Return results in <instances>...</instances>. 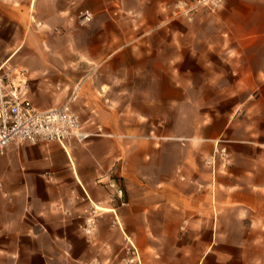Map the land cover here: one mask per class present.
I'll return each instance as SVG.
<instances>
[{
    "label": "crops",
    "instance_id": "crops-1",
    "mask_svg": "<svg viewBox=\"0 0 264 264\" xmlns=\"http://www.w3.org/2000/svg\"><path fill=\"white\" fill-rule=\"evenodd\" d=\"M174 1L23 0L18 10L0 6L17 23L12 33L24 34L29 18L42 23L62 20L83 3L96 19L88 34L103 38L92 46L102 58L107 51L121 52L133 45L134 49L149 45L157 50L143 62L152 67L153 100L143 104L136 100L129 110L135 118L129 124L126 116L121 117L128 111L126 103L120 98L118 109L112 107L111 93L92 79L93 84L73 102L76 109L92 113L81 123V132L88 137L82 141L74 138L73 151L68 149L67 155L60 144L46 143L10 146L0 157V182H5L6 191L2 195L0 190V225L6 227V238L13 244L0 249V264H30L29 259L60 264L71 255L84 257L80 246L72 251L62 248L65 238L74 239L75 223L64 225L55 235H32L25 227L30 225L32 210L42 213L52 201L71 204L72 188L91 201L109 204V211L119 210L118 222L126 227L145 264H264V0H224L216 13L200 16L199 36L209 32L221 41L191 43L188 57L183 58L170 54V43L159 47L152 40L141 42L145 35L154 38L160 29L154 28V7L161 13ZM111 3L117 7L112 8ZM127 14L138 16L140 23L129 31L120 25V34L140 36L129 43L105 40L110 33L101 32L98 19L106 18L104 24L110 26V19L117 16L121 24ZM145 21L150 29H143ZM20 48L5 49L2 66L15 59ZM160 49L167 50L165 57H160ZM111 56L109 52L107 59ZM177 62L197 65L198 76L214 94L199 101L190 84L195 80L189 76L192 69H175ZM73 64L78 67L79 58ZM80 79L71 74L64 81L65 88L56 87L63 91L55 89L54 100L52 94L32 93L29 84L34 98L30 100L44 111L61 107ZM61 96L65 101L58 105ZM117 113L118 122L108 123L109 133L93 132L103 127L100 123L95 126L96 114ZM225 151L230 158L226 169L220 160ZM115 166L128 201L122 206L106 196ZM7 196H11L9 200ZM112 219L108 214L99 221V241L110 245L108 252L115 257L122 235L119 229L109 228ZM34 238L41 247L28 250ZM85 256L90 258L93 252L88 249Z\"/></svg>",
    "mask_w": 264,
    "mask_h": 264
},
{
    "label": "rangeland",
    "instance_id": "rangeland-1",
    "mask_svg": "<svg viewBox=\"0 0 264 264\" xmlns=\"http://www.w3.org/2000/svg\"><path fill=\"white\" fill-rule=\"evenodd\" d=\"M178 1L179 0H175L173 3L166 4L164 9L161 10V13L154 7V28L160 26V29L154 32V38H152L153 35H145L141 42L150 43L152 40L154 45L159 47H166V45L170 43L172 45L171 50H169L170 54L175 58H183L188 57L189 51L187 45L191 43L201 40L203 42L221 41V39L216 38L212 33L207 31L203 37L202 35L199 36L198 31L200 28L197 23L200 16L214 14L220 7L215 12H211L207 9H200L189 16L184 14L176 15L174 13V6ZM22 4H24L23 0H0V6L5 9L18 10L22 8ZM114 4L115 3L110 4L112 8L117 7ZM172 4L174 5L171 6ZM6 12L7 11L3 12L0 10V67L6 61L5 49L21 45L16 58L8 62L4 66L2 72L10 69L11 74H13L16 70H26L28 79L27 97L29 99L34 100L31 95V90L29 89V84H31L32 93H36L38 96L41 94H52V98L50 97V99L54 100L57 97L55 96L54 98L55 89H57V93H60V91L65 88L64 81L66 79L69 80L71 74H74L78 75L79 79L86 77L83 80L80 79L75 84L74 90L78 86L81 87L77 94L82 91H87V88L93 84L92 79H94L95 85H102L103 83L105 86L102 89L111 93L110 105L112 107L117 106L115 109H118L119 99L121 98V101L126 103L128 110L126 115L122 114L121 117L126 116L129 124V122L133 121L135 118V114L129 112L130 107L135 104V101L141 100L143 104L153 98L154 91L150 83L152 78V67L143 64V62L146 58L154 56V53L157 54V50H153L151 48L152 46L149 45H143V49H134L133 45L121 52L115 50L107 51L105 53L106 56L102 58L103 56L100 55V52L92 48V46L98 40L101 42L103 38L102 36H100V38L95 35L93 36L91 33L88 34L91 30L92 23L96 19L94 14L86 9L83 3H80L78 8L74 9L72 16L69 14L68 17L62 18V20L59 18V20H53L51 23H42L38 19L29 18L26 22V27H24V34L21 32L12 33L17 23L12 20ZM126 16V20H123L121 24L117 22V16L116 18L110 19V26H107L108 23L104 24V22H107L106 18L98 19L97 25L99 29H101V32L103 30H108L110 33L104 36L105 40L110 39L111 41H116V43L119 41L129 43L140 36L139 33L133 32L120 34V25L129 31L135 24L140 23V18H138V16L132 14H127ZM142 27L143 29H150L147 21H145ZM180 44L185 48L179 49ZM109 52L112 56L110 59H107ZM159 52L161 54L160 57H165L167 50L160 49ZM194 56H197V54ZM77 58H79L80 61L78 67L73 64ZM96 58L97 60L99 59V62L95 61ZM174 68L180 70L192 69L191 71L194 73L192 72V75L189 76L195 80L190 84L192 90L196 92V97L199 101L204 102V96L214 94L211 89L205 86L206 82H203L202 78L198 76L197 65L192 67L190 65L183 66L177 62ZM154 69H156V67H154ZM158 69H160V67H158ZM62 79L63 81H61ZM58 85H61L62 89L56 88ZM201 87L203 88L199 91ZM64 101L65 98L61 96V98H58V105L63 104ZM141 101H139L140 104ZM72 107L77 113L80 123H85L89 117L92 116L91 112H87L83 109H76L73 105ZM111 110L113 109L110 108V111ZM118 116V113L110 116L108 114L105 116L96 114L94 116L95 126L100 123L103 127L93 132L97 134L109 133L107 130L108 123L110 122L111 124L113 120L118 122ZM25 145L31 144L25 143L20 147ZM74 145L75 142L72 140V151ZM227 155L228 152L225 151L222 153V159H220L221 165H225L224 169H226V164H228V160H230ZM117 168V166L113 167L110 172L111 178L107 183L108 193L106 196L109 201L112 200L114 204L122 206L127 204L128 201L126 199V190L122 178H120L115 171ZM49 180L52 181L50 177ZM0 183L2 185L0 186V190L2 195H4L6 193L4 188L5 182L2 181ZM69 194L72 202L71 204H67L63 201H52L48 204L46 209L41 211L42 213L32 210L29 216L30 225L25 226L27 232L32 235L40 232L47 235H55L56 232H62L64 225L67 228L70 223H75V230H72L71 226H69L70 232L72 230L71 236L74 239L65 238V240L62 241V248L72 251L80 246L79 249L83 250L84 257L80 256L76 259L71 255L68 256V261L64 260L63 263L61 262L60 264H145L139 248L127 232L126 227H121L118 222L117 217H120L119 210L101 211V209L97 208L98 206L105 209H111L112 206L103 203V201H91L84 193H78L74 188L70 189ZM10 197L11 196H7L5 199L9 200ZM108 214L113 215L109 228L112 230L119 229L122 235V242L117 244L115 257L114 255L110 256L109 253L111 252H108L112 247L99 241L101 231L98 223ZM44 219L47 221L45 224L42 222ZM6 232V227L0 225V249H8L13 246V244L8 241V238H6ZM34 239L35 241L31 242L26 247L28 250L40 249L41 245L38 239ZM42 244L45 243L43 242ZM259 244L261 247L262 243H256V246ZM88 249L93 252V256L90 258L85 256ZM29 261L30 264H39L34 259H29ZM57 264H59V262Z\"/></svg>",
    "mask_w": 264,
    "mask_h": 264
},
{
    "label": "built area",
    "instance_id": "built-area-1",
    "mask_svg": "<svg viewBox=\"0 0 264 264\" xmlns=\"http://www.w3.org/2000/svg\"><path fill=\"white\" fill-rule=\"evenodd\" d=\"M223 1L179 0L174 13L189 16L200 9L215 12ZM3 68H0V156L10 146L51 142L60 144L68 155L66 148L72 149L74 138L82 141L88 137L81 132L79 117L72 107L80 86L63 106L44 111L27 97V71L16 70L11 74L10 69L2 72Z\"/></svg>",
    "mask_w": 264,
    "mask_h": 264
},
{
    "label": "bare ground",
    "instance_id": "bare-ground-1",
    "mask_svg": "<svg viewBox=\"0 0 264 264\" xmlns=\"http://www.w3.org/2000/svg\"><path fill=\"white\" fill-rule=\"evenodd\" d=\"M5 64H6V63H5ZM66 149L68 150L69 148H66ZM69 150H70V149H69ZM67 152H68V151H67ZM97 208H98V209H101V211H102V210H104V211H109L108 209L101 208V207H99V206H98Z\"/></svg>",
    "mask_w": 264,
    "mask_h": 264
}]
</instances>
